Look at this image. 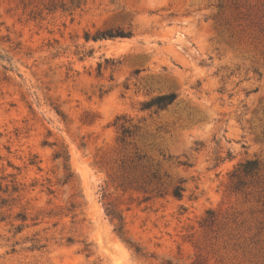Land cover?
Masks as SVG:
<instances>
[{
	"label": "rangeland",
	"instance_id": "374dc122",
	"mask_svg": "<svg viewBox=\"0 0 264 264\" xmlns=\"http://www.w3.org/2000/svg\"><path fill=\"white\" fill-rule=\"evenodd\" d=\"M0 264H264V0H0Z\"/></svg>",
	"mask_w": 264,
	"mask_h": 264
},
{
	"label": "trees",
	"instance_id": "16d2710c",
	"mask_svg": "<svg viewBox=\"0 0 264 264\" xmlns=\"http://www.w3.org/2000/svg\"><path fill=\"white\" fill-rule=\"evenodd\" d=\"M129 36L130 34L125 33V32L117 31L114 33L112 31H107V32L98 34L94 39L98 40V39H107V38H116V37L127 38ZM177 98H178V95L176 93L158 95L156 97L151 98L149 101L145 102L143 104V110H152V109H156L159 111L166 110L168 107L172 106L175 103ZM118 121H122V120L118 119ZM120 128L122 131L121 140L122 142H125L127 137H130L132 135V129L131 127L127 126V122H123ZM255 167H256V164L254 162H248L245 165V172L251 173ZM182 192H183V189L178 187L175 189L174 194L175 196L181 198Z\"/></svg>",
	"mask_w": 264,
	"mask_h": 264
}]
</instances>
